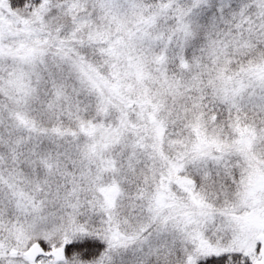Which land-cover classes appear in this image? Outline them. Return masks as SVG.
Segmentation results:
<instances>
[{
  "label": "snow or ice",
  "instance_id": "1",
  "mask_svg": "<svg viewBox=\"0 0 264 264\" xmlns=\"http://www.w3.org/2000/svg\"><path fill=\"white\" fill-rule=\"evenodd\" d=\"M0 264H264V0H0Z\"/></svg>",
  "mask_w": 264,
  "mask_h": 264
}]
</instances>
